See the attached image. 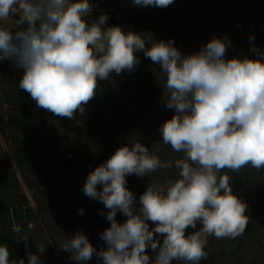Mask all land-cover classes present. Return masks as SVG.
<instances>
[{"label": "clouds", "instance_id": "obj_1", "mask_svg": "<svg viewBox=\"0 0 264 264\" xmlns=\"http://www.w3.org/2000/svg\"><path fill=\"white\" fill-rule=\"evenodd\" d=\"M132 2L166 8L174 0ZM91 11L89 0H0V61L11 60L24 70L19 88L37 107L71 120L85 113L99 81L112 73L133 71L140 63L136 53L143 52L160 66L165 106L174 110L159 127L163 143L184 155L174 164L161 163L140 142L117 148L89 172L83 187L86 196L108 209L101 213L110 222L100 233L106 247L97 250L77 230L60 248L76 264H86L93 256L101 264H200L208 255L209 236L235 239L248 225V205L233 193L231 177L224 170L264 169V52L253 45L251 51L259 58H226L231 41L224 36L184 54L173 39L103 27L106 14L89 24L86 17ZM17 16V30L3 26ZM172 167L178 178L148 184L137 209L126 177ZM79 211L83 214V209ZM117 212L126 217L123 223L116 220ZM149 221L155 227L150 228ZM197 224L199 230L186 235ZM35 227L27 225L30 231ZM12 231L16 239L27 241L20 225L14 224ZM37 251L43 253L45 245L37 246ZM27 255V264H41L36 254ZM0 264L26 261H10L8 246L0 244Z\"/></svg>", "mask_w": 264, "mask_h": 264}, {"label": "trees", "instance_id": "obj_2", "mask_svg": "<svg viewBox=\"0 0 264 264\" xmlns=\"http://www.w3.org/2000/svg\"><path fill=\"white\" fill-rule=\"evenodd\" d=\"M194 6L202 14L196 52L213 37L224 36L231 41L226 58H259L251 51L253 45L264 52V0H196ZM101 14L109 17L103 27L130 22L133 32H151L156 40L174 35L183 19L175 0L166 8L139 7L132 0H92L88 23ZM3 26L17 30L16 23ZM250 36L254 40L250 41ZM136 55L140 63L133 71L112 73L109 79L98 82L95 97L85 106L87 119L77 125L73 119L59 118L37 107L30 95L19 88L24 70L11 60L0 61V244L8 246L10 261L24 258L27 264V253L31 251L41 264L56 263L39 218L55 240L59 232L68 233L70 227L74 228L73 219L80 218L83 224L91 225L92 231L85 232L91 244L97 250L106 247L100 233L110 227V222L101 213L108 209L99 200L86 196L83 187L89 172L117 148L140 142L161 163L174 164L183 158L182 152L163 143L159 132L162 73L143 52ZM224 172L231 177L233 193L248 205V225L235 239L209 236L205 248L208 255L200 264H264V169L246 166L238 173L227 169ZM176 178L175 167L158 168L149 176L126 177L128 189L136 196L137 209L139 196L148 184ZM116 220L123 223L126 217L117 212ZM28 223H34L35 230L30 231ZM14 224L22 227L21 235L29 236L26 242L16 239ZM149 225L155 227L150 221ZM200 227L197 224L196 229H187L186 235ZM157 238L162 243V237ZM41 244L45 245L43 253L37 251ZM59 250L65 264H76L70 253ZM148 254L155 256L151 248ZM86 264L101 262L93 256Z\"/></svg>", "mask_w": 264, "mask_h": 264}, {"label": "rangeland", "instance_id": "obj_3", "mask_svg": "<svg viewBox=\"0 0 264 264\" xmlns=\"http://www.w3.org/2000/svg\"><path fill=\"white\" fill-rule=\"evenodd\" d=\"M177 7L182 11V21L181 25L178 26L176 29V32L174 35L161 39L164 41H167L169 39H173L175 42V46L182 51L184 54H191L195 53L197 50V46L200 43V34H199V28H200V19H202V14L200 11L197 10V6L195 8L196 0H175ZM91 6H92V0H89ZM19 17H12L7 21H4V24H13L16 23V20ZM125 32L128 31H134V28L130 22H126L125 24L120 25ZM138 33H144L143 30H138ZM156 67L160 70V66L158 64H155ZM164 82L165 77L162 74V90H161V104L158 109L157 113V119L160 122V125H162L166 120L170 119L172 117V109H168L165 106V100H164V93L166 96V91L164 90ZM87 119V112L83 115H75L73 118V124L77 125L80 123H84ZM6 148L5 146H3ZM7 151V149H5ZM29 194V192L27 191ZM30 202L33 205V200L30 198ZM75 217H79L76 215ZM80 219V218H79ZM73 219L75 221L74 228H69L68 233L59 232L58 233V239H53L51 234L49 233L45 223L42 222V220L39 218L40 223L42 224V228L45 232V235L54 251L55 257H56V263L55 264H65V261L63 259V255L60 253L59 247L61 244L65 242V237H70L74 235L77 230H81L84 234L87 231H92L90 224H83L81 222V219ZM64 230V229H63ZM59 246V247H57Z\"/></svg>", "mask_w": 264, "mask_h": 264}]
</instances>
